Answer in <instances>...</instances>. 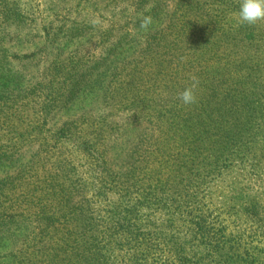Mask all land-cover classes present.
Returning a JSON list of instances; mask_svg holds the SVG:
<instances>
[{
  "label": "rangeland",
  "instance_id": "obj_1",
  "mask_svg": "<svg viewBox=\"0 0 264 264\" xmlns=\"http://www.w3.org/2000/svg\"><path fill=\"white\" fill-rule=\"evenodd\" d=\"M239 4L0 0V132L19 150L0 161V193L36 173L34 161L43 173L69 155L78 190L62 203L61 221L96 229V240L116 249L114 264H264V20L239 23ZM180 16H219L220 31L207 46L198 25L196 48L183 43L179 65L170 55L143 59ZM200 65L210 76L222 71L236 99L245 96L233 128L222 96L207 87H197L192 106L180 100L193 76L205 77ZM50 99L42 120L40 102ZM186 115L190 127L182 128ZM172 122L176 134L164 135ZM66 123L89 127L93 141L103 135L99 161L52 139ZM229 132L235 143L211 148ZM17 238L13 250L0 247L3 262L28 253L24 235Z\"/></svg>",
  "mask_w": 264,
  "mask_h": 264
},
{
  "label": "trees",
  "instance_id": "obj_2",
  "mask_svg": "<svg viewBox=\"0 0 264 264\" xmlns=\"http://www.w3.org/2000/svg\"><path fill=\"white\" fill-rule=\"evenodd\" d=\"M181 5H178V10ZM204 18H207V20H204ZM220 23L219 16H203V23L193 19L192 16H180V21L174 26L176 31L161 36L160 42L148 43L143 59L154 62L155 58H162L166 61L170 55L173 63L179 65V58L182 57V44L185 43L191 48H196L194 36L198 32L195 31V28L198 25L205 28L208 46L213 42L216 29L218 32L220 31ZM199 68L204 69L205 77L202 79L198 77L199 84L197 87H207L208 91H211L214 95L222 96L221 102L223 100L224 103L221 110H225L222 117L227 125L233 128L238 122L232 111L238 112L240 108L247 107V104H243L245 96L236 99V90L232 88L229 81L223 78L222 71L210 76L211 74L206 66L200 65ZM223 81L228 83V87L224 89L221 85ZM55 101L50 99L48 102L45 100L40 102L42 120L47 118V113ZM45 109H47L46 113ZM205 110L209 120V116L213 114H209L206 107ZM201 113L202 111L199 110L198 114ZM191 119L192 116L190 115L184 116L181 127H190ZM177 125V122H172L171 127L164 130V135L172 130L174 133ZM197 125L203 127L204 122L199 120ZM81 126L80 123H66L51 137L57 143H69L73 150H88L90 156L99 161L101 156L98 155V150H100L98 144L103 141V135L98 134L93 141L91 138L93 132L90 131L89 127ZM204 132L208 133L209 131L204 130ZM231 132H229V139L222 134L215 137L211 148L219 144L232 145L233 142L235 143L237 134ZM4 137L7 138L8 136L6 133L0 132V161L2 162L15 159L19 152L15 147L3 144L2 142L7 141ZM169 142V139L161 140V143ZM185 150L191 151L189 144ZM229 158L230 155L225 161H228ZM71 164V157L65 155L54 160V163L50 166L42 167L44 172L41 173V165L36 160L30 164L33 171L34 169L37 170L36 173L33 172L28 176V179H21L13 184L6 182L8 184L5 187L7 188L6 192L0 193V247H10V250H13L16 247L17 236L24 235L23 243H27L28 253L18 261L19 264L116 263L111 260L112 253L116 249L111 248L109 244H102L99 239L96 240L94 235L96 229L61 221L63 218L62 212H60L63 210L62 203L67 204L66 202L71 200L75 191L78 190L72 176L75 166H71ZM68 166L70 169L66 170L65 168ZM59 212L61 215L57 216L56 213ZM118 236H115L117 241ZM3 257L0 256V264H8L2 261Z\"/></svg>",
  "mask_w": 264,
  "mask_h": 264
},
{
  "label": "clouds",
  "instance_id": "obj_3",
  "mask_svg": "<svg viewBox=\"0 0 264 264\" xmlns=\"http://www.w3.org/2000/svg\"><path fill=\"white\" fill-rule=\"evenodd\" d=\"M264 20V0H240L238 10V22L250 25ZM198 79L193 76L192 83L180 93V100L184 105H192L197 102L196 89Z\"/></svg>",
  "mask_w": 264,
  "mask_h": 264
}]
</instances>
